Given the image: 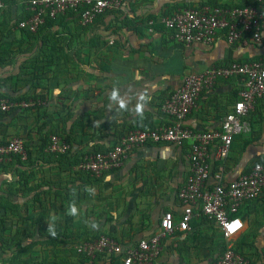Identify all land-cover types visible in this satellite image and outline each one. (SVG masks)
<instances>
[{"label": "crops", "instance_id": "0c3cea01", "mask_svg": "<svg viewBox=\"0 0 264 264\" xmlns=\"http://www.w3.org/2000/svg\"><path fill=\"white\" fill-rule=\"evenodd\" d=\"M212 1L228 8L257 2L123 0L119 10L97 17L89 26L80 24L78 12H70L58 16L52 30L46 32L53 38L43 42L24 40L20 46L15 39L10 40L14 41L13 49L19 46L22 53L0 68V84L3 80L6 84L0 87V93L11 94L14 89L15 95H27L37 102L34 107L17 108L0 118V140L21 138L30 152L29 162L22 167L0 172V196L4 195L21 214L6 210L4 225L11 232L23 226L33 229V220L37 219L42 234L65 231L83 241L105 235L123 245H134L155 232L163 213L171 212L178 220L182 206L177 194L189 174L190 142L182 146L148 143L134 148L122 167L106 171L99 178L79 172L67 160H51L38 151L54 135L49 132L72 140L71 153L75 154L109 149L133 128L169 125L171 121L160 107L186 75L233 62L264 59V30L259 43L249 39L245 44H229L220 36L210 46H184L161 23L178 11ZM1 31L0 26V40ZM2 45L4 49L8 46ZM42 50L51 52L50 58L45 55L43 65L52 62L60 72L52 79L48 74L43 80L27 81L29 77L21 68L34 62ZM242 88L240 77L219 80L213 89L200 94L185 125L194 131L218 129ZM114 90L119 93L116 101L111 99ZM141 95L147 100L142 113H138ZM120 100L125 104L123 109ZM254 106L256 115L241 119L246 128L241 133L244 141L233 145L227 162L222 164L225 181L238 178L255 161L264 160V94ZM72 207L77 209L75 215ZM239 211L244 228L235 237V247H240L250 264H264V189ZM67 214L74 225L65 228ZM26 215L34 218L23 224ZM194 232L196 241L188 239ZM183 240L186 246L180 250L178 245ZM221 244L224 239L213 223L201 224L195 230L190 225L188 232H178L163 241L156 264H209Z\"/></svg>", "mask_w": 264, "mask_h": 264}, {"label": "built area", "instance_id": "2783aa9c", "mask_svg": "<svg viewBox=\"0 0 264 264\" xmlns=\"http://www.w3.org/2000/svg\"><path fill=\"white\" fill-rule=\"evenodd\" d=\"M123 0H26L29 17L20 21L18 28L36 33L45 19H56L67 12L82 9L80 24L91 25L106 12L117 11ZM1 7V3H0ZM163 26L172 32L173 39L184 46L199 43L212 45L217 37L223 36L229 44L261 42L264 30V0L256 5L228 8L202 5L183 9L161 20ZM153 21L149 22L152 25ZM240 77L243 88L233 109L221 121L218 129L194 131L185 121L203 91L213 89L221 79ZM264 94V59L250 62H233L228 66L211 67L202 72L188 74L181 86L161 105V112L170 119L169 125L156 128L134 129L122 136L116 145L106 152L85 154L77 170L100 177L104 172L122 167L129 153L148 143H166L182 146L190 142L189 174L177 197L182 212L175 221L171 212L161 216L158 227L148 238L134 245H123L111 237L102 235L75 246L77 255L88 259L87 264L99 257L101 264H156L162 243L174 232L190 230L192 219L205 217L212 222L224 239V251L210 264H249L247 258L235 250V237L241 233L244 224L238 217L240 207L260 196L264 189V165L256 163L247 174L225 181L222 164L228 158L233 137L246 130L241 119L253 110L255 101ZM36 101L10 102L0 100V114L13 108L28 109ZM69 145L52 135L46 147L51 154H64ZM214 149V153L211 154ZM27 160L24 141L12 138L0 143V163L11 157ZM215 161L221 164L213 171Z\"/></svg>", "mask_w": 264, "mask_h": 264}, {"label": "trees", "instance_id": "16d2710c", "mask_svg": "<svg viewBox=\"0 0 264 264\" xmlns=\"http://www.w3.org/2000/svg\"><path fill=\"white\" fill-rule=\"evenodd\" d=\"M0 3H1L0 26L2 27V31H1L2 40H0V68H2L4 65H7V63L8 64L11 63L16 54L22 53L19 46L21 45V43H23L24 40L27 42H38L41 40L43 42L44 39L47 40L48 38L49 39L53 38L54 35H48L47 36L45 34H47L46 32H49L50 30H52L55 19H53V20L52 19H45V22L38 28L36 33H30L26 30H22V29L18 28L19 22L28 18L30 15V13L28 11H26V0H0ZM206 4L210 5V6H215V7L218 6L216 1H212L211 3H206ZM252 5H256V3H253ZM219 6H221V5H219ZM224 7H226V6H224ZM71 12H73V11H71ZM74 12H78L79 17H80L82 9H78L77 11H74ZM110 12H112V11H110ZM67 13H70V12H67ZM106 13H108V12H106ZM84 27H86V26H84ZM17 33L19 35L18 40L16 39ZM12 35H14L15 37H11ZM43 36L44 37L46 36V38H43ZM11 39H15L17 41V43L19 44V46L17 47V50L13 49L14 41L10 42ZM2 44H6V45L8 44L7 48L4 49L3 48L4 45H2ZM53 48H54V46H53ZM53 52H57V51L53 50ZM47 54L49 55V58H50L51 52L50 51L47 52V51L42 50L41 55H39L38 57L36 56L34 62L29 63V65H26V66L21 68V70L25 71V73L27 74V77H29L27 79V81L28 80L30 82L40 81V80H43L44 75H48V74L51 75V79H52L60 72L61 68L59 69V67L52 62H49V64L46 63L45 65H43L42 62L44 60H46L45 55H47ZM46 66H48V67H46ZM45 68H46V70H45ZM5 85H6L5 80H3L2 84H0V87H5ZM15 94L16 93H14V89L12 90L11 94L0 93V100L6 99L10 102H21V101H29L31 99V97H29L27 95H15ZM32 100L35 101L34 99H32ZM255 108L256 107L254 106L253 110H252L253 113L250 111V113L248 115H250V114L252 116L256 115L255 114ZM14 109H17V108H13L11 111H13ZM11 111H9V112H11ZM9 112L0 114V118H3V116L8 114ZM247 116L244 117V120ZM260 117H261V115H260ZM259 120H260V118L258 119V121ZM247 121H249V119ZM134 129H145V128H133V130ZM241 133L242 132H240L239 134H237L233 137L231 148L233 147V145L235 143H237L240 140H243L241 137L242 136ZM49 134H54V135L60 137L62 140H64L69 145L70 149L64 154L47 153L46 147H47L48 141L46 139L44 141V143L39 147L38 154L41 156H45L47 158L50 157L51 160L53 158H54L53 160H58V161L67 160V161L71 162V166H75V167H77V165L83 159V156L85 154H91V153H95V152H106L107 150L112 148V147L109 149L108 148L107 149L98 148L96 151L83 152V153L77 152L74 154V153H71V151H72L71 150L72 140H69L67 138L65 139L63 136H60L61 134H55L53 132L52 133L49 132ZM6 142L7 141L0 140V143H6ZM24 146H25V149H26V152L28 155L27 160L25 162H23L19 159V157H16V156L11 157L9 162L6 161V162L0 163V172H5L8 169V167H16V166L22 167L24 165V163H27V161L29 162V159H30L29 158L30 157L29 148H28L26 143H24ZM231 148H230V151H231ZM233 151L234 150H232V153H233ZM234 153H237V151ZM229 154H230V152H229ZM228 157H229V155H228ZM227 160H228V158L226 159L225 162H227ZM256 163H260V164L264 165V160L259 159V160L255 161L252 164V166L255 165ZM219 164H221L219 161L214 162L213 171L216 170V168ZM251 167L248 166L246 168L244 174H247L250 171ZM79 172H81V171H79ZM82 173L87 175V176H92L89 173H84V172H82ZM92 177H94V176H92ZM29 190L34 191L35 188H31ZM59 194H61V193H59ZM249 202H251V201H249ZM245 203H247V202H245ZM6 210L10 211L11 214L21 215L19 212L20 210H18L17 207H14L9 202V200L6 199V197L4 195H1L0 196V221H1L2 225L0 226V264H87L88 259H86V257H84V256L77 255V253L75 252V249H73L72 247L69 250V251H71V253L69 251L67 252L65 250H63L64 253H62V254L59 253L58 246L61 244L66 245L67 243L70 242V240L73 239V237L71 235L70 236L66 235L65 231L63 233H61L59 231L58 232L53 231L50 233L42 234L43 231H42V228L37 225V222H38L37 219L33 220L34 215H30V216L26 215L25 217H22L23 224H24V222L26 223V222H30V220H33V225H34L33 229H32V227L30 229V227H28V226H23L22 228L17 227L13 232H11L12 231L11 228H7L4 225L5 220L7 218V215L5 216ZM238 214H240V211L238 212ZM71 221H72V217L67 214L64 217L65 228H68V227L74 225V224L70 223ZM208 222H210V221H208L205 217H199L198 219H192V221L190 222V225H191L192 229L195 230L201 224L208 223ZM7 231H9L11 233L7 234ZM178 232L184 233V232H180V231L176 230L173 235L175 236ZM185 232H188V231H185ZM52 233H55V235H53ZM193 234L194 235L191 236L190 238L188 237V239H192L195 241L198 240V238L195 237L196 236L195 232ZM92 239H95V238H92ZM180 243L182 244V245H180V244L178 245L180 250L184 249L183 247L186 246L185 240L181 241ZM37 247H40V248L37 249ZM235 250L238 253H240L242 256L245 257V255L241 252L240 247L238 245H236ZM223 251H224V244H221L219 247L218 255L215 258H213L212 261L216 260L217 257L223 253ZM52 253H53V257L51 258L50 255ZM98 262H100L99 257L94 259L92 261V264H98ZM110 262H111V264H114L117 262V259L111 257Z\"/></svg>", "mask_w": 264, "mask_h": 264}, {"label": "clouds", "instance_id": "9594fccd", "mask_svg": "<svg viewBox=\"0 0 264 264\" xmlns=\"http://www.w3.org/2000/svg\"><path fill=\"white\" fill-rule=\"evenodd\" d=\"M111 99H112L113 101H116V100L119 99V93H118L116 90H114V91L111 93ZM140 100L142 101V103L138 104L137 107H136V111H137L138 113H142V111H143V107H144V103H143V102H146L147 98H146V96L141 95V96H140ZM120 107H121L122 109L125 107V104H124V102H123L122 100H120ZM76 211H77V209H76L75 207H72L71 212H72L73 215L76 214ZM52 234L55 235V233H52Z\"/></svg>", "mask_w": 264, "mask_h": 264}, {"label": "rangeland", "instance_id": "374dc122", "mask_svg": "<svg viewBox=\"0 0 264 264\" xmlns=\"http://www.w3.org/2000/svg\"><path fill=\"white\" fill-rule=\"evenodd\" d=\"M63 218V217H62ZM61 223V222H60ZM82 224H83V222H82ZM52 226H54V224H52ZM74 231H76L75 229L73 230V232ZM79 239H83V238H79ZM78 239H72V241H70L69 243H67L66 245H59L58 246V251H59V253H64V251L63 250H65V251H69L70 249H71V247L74 249L75 248V245L76 244H78V243H80V242H82L83 240H78V242L76 243V241H77ZM70 253H71V251H69ZM61 256V255H60ZM50 257L52 258L53 257V253L50 255Z\"/></svg>", "mask_w": 264, "mask_h": 264}]
</instances>
